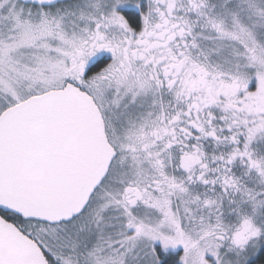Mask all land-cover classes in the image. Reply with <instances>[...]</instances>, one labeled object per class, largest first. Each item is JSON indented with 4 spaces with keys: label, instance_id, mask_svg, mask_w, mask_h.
Returning <instances> with one entry per match:
<instances>
[{
    "label": "snow or ice",
    "instance_id": "snow-or-ice-1",
    "mask_svg": "<svg viewBox=\"0 0 264 264\" xmlns=\"http://www.w3.org/2000/svg\"><path fill=\"white\" fill-rule=\"evenodd\" d=\"M0 264H264V0H0Z\"/></svg>",
    "mask_w": 264,
    "mask_h": 264
}]
</instances>
